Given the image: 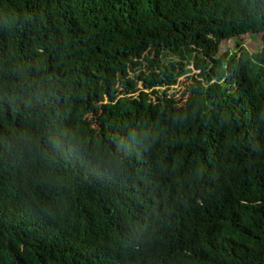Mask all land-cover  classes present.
<instances>
[{
	"label": "trees",
	"instance_id": "obj_1",
	"mask_svg": "<svg viewBox=\"0 0 264 264\" xmlns=\"http://www.w3.org/2000/svg\"><path fill=\"white\" fill-rule=\"evenodd\" d=\"M0 264H264V0H0Z\"/></svg>",
	"mask_w": 264,
	"mask_h": 264
},
{
	"label": "rangeland",
	"instance_id": "obj_2",
	"mask_svg": "<svg viewBox=\"0 0 264 264\" xmlns=\"http://www.w3.org/2000/svg\"><path fill=\"white\" fill-rule=\"evenodd\" d=\"M246 47L250 51H255L260 47V42L258 41L257 37L250 38L249 40H246ZM196 53L193 51L191 54L186 55L184 59L178 58L177 53H169L167 50L163 52V55L159 58V61L164 64L168 63L170 59H178L182 60L184 62V73L179 75L177 81V90H182L185 86V83H193L194 79L197 80H202V75H201V69L196 68L197 64V59L194 58ZM149 57H154L152 54H148ZM147 66V62L143 60V64L141 65V70L145 69ZM140 69L136 70V73H138ZM133 75H135V72L133 71ZM141 85V83H140Z\"/></svg>",
	"mask_w": 264,
	"mask_h": 264
}]
</instances>
